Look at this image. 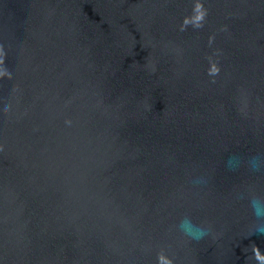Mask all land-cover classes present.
<instances>
[{
	"label": "water",
	"instance_id": "water-1",
	"mask_svg": "<svg viewBox=\"0 0 264 264\" xmlns=\"http://www.w3.org/2000/svg\"><path fill=\"white\" fill-rule=\"evenodd\" d=\"M253 200L264 0H0V264H264Z\"/></svg>",
	"mask_w": 264,
	"mask_h": 264
},
{
	"label": "clouds",
	"instance_id": "clouds-1",
	"mask_svg": "<svg viewBox=\"0 0 264 264\" xmlns=\"http://www.w3.org/2000/svg\"><path fill=\"white\" fill-rule=\"evenodd\" d=\"M252 207L255 209V213L258 217L264 216V203L258 200H253ZM180 227L186 235L194 239H200L207 234L205 229L194 226L188 219H185ZM259 230L264 232V226L260 227Z\"/></svg>",
	"mask_w": 264,
	"mask_h": 264
}]
</instances>
